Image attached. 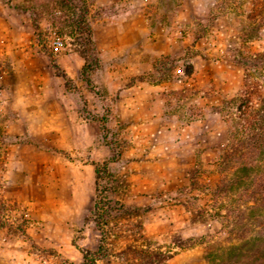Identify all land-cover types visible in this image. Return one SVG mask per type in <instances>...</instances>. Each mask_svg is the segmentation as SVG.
I'll return each mask as SVG.
<instances>
[{
	"label": "rangeland",
	"instance_id": "374dc122",
	"mask_svg": "<svg viewBox=\"0 0 264 264\" xmlns=\"http://www.w3.org/2000/svg\"><path fill=\"white\" fill-rule=\"evenodd\" d=\"M4 1L23 14L17 16L13 11V38L0 40V126L6 134L0 162V219L4 223L0 226V245H9L10 251L3 264H78L85 253L96 251L100 240L94 220L98 166L100 194L109 197L115 206L107 237L109 254L99 264H165L180 250L197 246L205 254L228 243L232 237L229 227L215 215L222 200L213 209L210 193L219 181L216 163L233 129L236 108L228 106V102L244 83L245 66L236 61L237 49L243 45L242 36L249 34L248 45L254 51H264V7L258 6L254 11L251 0H138L152 27L146 39L140 37L135 42L142 55L130 50L124 56L102 57L94 39L101 67L91 73L95 87L92 91L81 75L86 64L81 54L85 48L84 34L75 24L74 9L61 6L59 0ZM86 3L91 23L93 6L90 0ZM127 7V2L121 6L126 10ZM54 8H59L63 15L57 22L59 30L72 38L70 48L62 52L49 45V26L57 21L51 15ZM24 27L31 32L26 39L19 31ZM253 27L259 29L258 35L251 31ZM155 30L165 35V39H153ZM25 42L37 48L39 54L25 56L21 50L26 48ZM8 46L13 52H5ZM74 51L84 59L78 79H72L66 71L76 66L71 57ZM53 63L58 65L59 72ZM248 69L255 70V81L264 83V66L260 62ZM57 76L68 89L76 83L86 88L90 108L85 111L100 125L94 148L98 152L102 149V155L99 160L93 159V177L80 183L82 193L77 196L78 202H69L73 195L68 192V202L60 204L54 200L46 207L41 203L37 207L39 212H35L11 196L7 186L11 152L18 144L36 145L45 152L46 159L54 160V149L35 136L38 132L35 126V137L11 134L12 113L3 104L12 97L8 89L11 83H55ZM104 83H124V88L133 83H165L167 88L160 90L164 99L153 111L164 116L152 122L150 130H138L134 122L121 120L118 115L116 101L121 89L108 90ZM218 108L223 111H217ZM208 114L219 118L204 131H192L194 135H206L205 147L198 146L191 156L183 153L184 148L197 141L187 140L186 127L190 120ZM101 115L107 116L108 137L119 142L121 154L115 161L110 159L111 148L103 138ZM50 166L55 167L54 163ZM52 167L47 170L55 173ZM195 167L200 169L196 178L199 189L193 190L189 188V172ZM173 179L179 184L173 186ZM143 181L154 185L138 186ZM149 189L153 193L149 203L133 204L132 196ZM135 206L143 208L139 212L126 210ZM204 208L212 215L206 213L199 219L194 212ZM188 238L199 241L194 246L180 248L178 243H185ZM166 255L170 256L165 259Z\"/></svg>",
	"mask_w": 264,
	"mask_h": 264
},
{
	"label": "crops",
	"instance_id": "0c3cea01",
	"mask_svg": "<svg viewBox=\"0 0 264 264\" xmlns=\"http://www.w3.org/2000/svg\"><path fill=\"white\" fill-rule=\"evenodd\" d=\"M90 2L93 6L91 10L93 12L92 31L100 55L102 57L124 56L130 50H133L135 55H142V51L135 48V42L140 37L146 39L152 27L147 23L148 18L140 10L139 1L90 0ZM125 2L128 3L127 10L121 8ZM14 10L17 16L23 14L18 12L12 3L0 0V40L2 41L13 38ZM25 14L23 18L27 23ZM22 29L20 28L19 31L26 39L31 32L25 27ZM164 36L156 30L153 32V39L155 38L156 41H162L165 39ZM4 44L7 46L6 42ZM24 44L26 48L21 50L25 56L39 54L37 48H31L26 42ZM158 50L162 52L165 49ZM5 52H13V49L9 47ZM78 53L74 51L71 54L72 60L76 61L75 68L66 69L72 79H78L79 71L84 64V59ZM56 78L55 83L44 81L30 85L11 83L13 88L10 86L8 89L12 97L5 100L3 104L6 111L12 113L11 120L14 124L10 129L11 134L18 137L23 135L40 137L54 149V160L46 159L45 152L36 145L30 147V145L18 144L11 152L7 167L9 174L7 186L11 190L12 197L18 202L27 204L35 212H39L37 207L41 203L46 207L54 200L60 204L68 202V192L73 195L69 202H78L80 198L77 196L82 193L80 183L84 178L93 177L95 171L93 159L99 160L101 158L99 156L102 155V149L98 152L94 148V141H96L94 138L100 133V125L85 111L87 107L90 108V97L85 93L86 88L81 83H76L73 88L68 89L59 76ZM123 84L104 83L108 90L121 89L116 101L120 119L134 122V127L138 130H150L152 122L164 116L153 111L164 99L160 90L167 88L165 83H133L125 88L122 87ZM218 118L216 114H208L205 117L190 120V124L186 127L187 140L196 138L197 141L194 145L184 148L183 153L186 152L191 156L194 155L198 146L204 148L205 143L203 142H205L206 135H194L192 131H204L205 128L208 129L212 121ZM36 123L37 126L34 125ZM34 126L38 128L36 135L33 132ZM208 148L212 146L208 145ZM105 152L107 154L108 149ZM52 163L55 165V173L47 170L52 167L50 166ZM54 168L52 167V170ZM171 183L173 186L179 184L177 179H173ZM139 185L151 187L154 184L143 181ZM56 186L58 188L52 189ZM152 197L151 189L143 190L142 194L132 196L133 204L149 203ZM8 246L0 245L2 264L10 256ZM165 264H209V262L204 257V250L196 246L178 251Z\"/></svg>",
	"mask_w": 264,
	"mask_h": 264
},
{
	"label": "trees",
	"instance_id": "16d2710c",
	"mask_svg": "<svg viewBox=\"0 0 264 264\" xmlns=\"http://www.w3.org/2000/svg\"><path fill=\"white\" fill-rule=\"evenodd\" d=\"M61 6L74 9L76 26L83 32L82 42L84 49L81 54L86 59L81 75L88 88L95 91L91 73L100 69L101 61L92 34L91 23L88 21L89 10L86 0H59ZM254 11L258 6L264 7L263 0H251ZM260 11V10H258ZM255 14H252L254 17ZM260 27V26H259ZM258 35V28H251ZM243 45L237 49L236 61L245 66L244 83L237 95L232 97L228 106H234L233 129L228 136V145L216 163L219 181L212 188V208L220 201L219 210L215 213L224 226L229 227L231 240L223 245L205 252L204 256L209 264H264V83L255 81L254 71L248 69L257 62L264 66V51H254L250 45V36L243 35ZM56 72L58 65L53 63ZM65 76V75H64ZM138 78H144L139 76ZM151 78V75L149 76ZM69 83H66L68 85ZM217 111H223L218 108ZM101 129L104 140L110 145L112 161L119 158L121 150L115 137H108L107 116L101 115ZM6 142V134L0 126V162L2 158V144ZM105 169L107 167L105 166ZM199 168L190 172V189H199L196 180ZM96 199L95 223L100 231V240L96 251L84 254L78 264H99L109 254L107 237L109 225L113 219L112 200L100 194L99 179L100 167L96 168ZM111 174V173H110ZM230 199H226L225 197ZM1 205V199H0ZM2 205L0 206V209ZM143 207H126L127 211L139 212ZM209 209H197L194 214L203 219V214ZM210 214V213H209ZM212 215V214H210ZM0 219V226L3 225ZM199 239L188 238L185 243H178L180 248L194 246ZM170 255H166L167 259Z\"/></svg>",
	"mask_w": 264,
	"mask_h": 264
},
{
	"label": "built area",
	"instance_id": "2783aa9c",
	"mask_svg": "<svg viewBox=\"0 0 264 264\" xmlns=\"http://www.w3.org/2000/svg\"><path fill=\"white\" fill-rule=\"evenodd\" d=\"M51 15L54 16L57 21L55 24L49 26V45L56 51L62 52L70 48L71 36L65 32H61L57 26L58 19H62V11L59 8H54L51 12Z\"/></svg>",
	"mask_w": 264,
	"mask_h": 264
}]
</instances>
